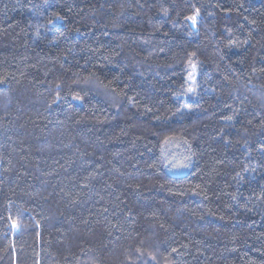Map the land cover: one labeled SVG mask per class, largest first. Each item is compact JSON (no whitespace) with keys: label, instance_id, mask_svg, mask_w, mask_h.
<instances>
[{"label":"trees","instance_id":"obj_1","mask_svg":"<svg viewBox=\"0 0 264 264\" xmlns=\"http://www.w3.org/2000/svg\"><path fill=\"white\" fill-rule=\"evenodd\" d=\"M0 264H264V0H0Z\"/></svg>","mask_w":264,"mask_h":264},{"label":"rangeland","instance_id":"obj_2","mask_svg":"<svg viewBox=\"0 0 264 264\" xmlns=\"http://www.w3.org/2000/svg\"><path fill=\"white\" fill-rule=\"evenodd\" d=\"M194 76H195V67H192L191 69V74L189 76V79H190V82L193 83V80H194ZM167 156L171 153H176L178 154L179 156H181L182 158L178 159L177 157L179 156H175L174 158H172V161L175 163V169L179 172L182 170L183 166L186 165V158H185V155L186 157L188 158L189 157V152L188 150L185 148L184 145H181V144H176L173 146L172 149H169L167 148ZM175 171V170H174ZM176 171V172H177ZM181 172H179L178 174H180Z\"/></svg>","mask_w":264,"mask_h":264}]
</instances>
